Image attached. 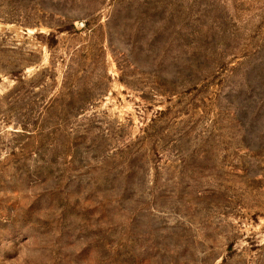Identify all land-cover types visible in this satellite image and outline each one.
<instances>
[{
	"label": "rangeland",
	"instance_id": "obj_1",
	"mask_svg": "<svg viewBox=\"0 0 264 264\" xmlns=\"http://www.w3.org/2000/svg\"><path fill=\"white\" fill-rule=\"evenodd\" d=\"M0 264H264V0H0Z\"/></svg>",
	"mask_w": 264,
	"mask_h": 264
}]
</instances>
